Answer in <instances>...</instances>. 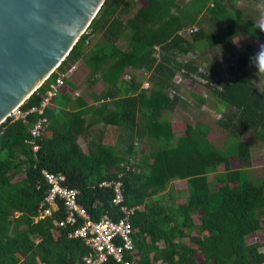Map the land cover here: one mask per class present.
<instances>
[{"label": "trees", "instance_id": "obj_1", "mask_svg": "<svg viewBox=\"0 0 264 264\" xmlns=\"http://www.w3.org/2000/svg\"><path fill=\"white\" fill-rule=\"evenodd\" d=\"M239 1L264 0H190L183 5L180 0H146L132 15V1L104 2L88 33L20 110L39 107L49 84L79 60L90 69L92 80L106 85L94 96L98 105L67 111L63 108L70 98L57 104V94L51 101L55 108L44 114L51 134L35 140L37 150L22 118L8 116L0 124V264H85L90 253L82 240L69 237L82 219L58 226L67 216L61 201L50 216L38 218L49 187L42 170L65 175L63 185L78 190L77 203L92 221L103 215L121 217L112 204L113 187L100 185L121 181L122 205L134 209L135 253L129 258L135 264L264 263L262 245L246 243L249 235L264 228V166L262 176L248 174L250 145L239 136L257 132L264 147V94L244 71L246 57L236 46L242 35L264 44V33L243 16L236 7ZM201 14L205 16L198 20ZM192 27L197 28L189 38L179 34ZM206 50L218 52L227 63L230 79H218L216 87H210L211 79L199 72L195 60H179ZM128 69L143 73L148 87L136 76L126 79ZM177 74L191 83L196 74L206 79L204 86L219 105L217 123L228 131L219 147L207 139L208 125L186 123L176 135L164 115L181 104ZM100 123L119 137L91 139L84 152L78 138ZM210 174L217 183L214 190ZM174 179L186 180L187 189L178 196L173 187L167 189ZM179 196L185 201L178 202ZM105 264L116 263L109 259Z\"/></svg>", "mask_w": 264, "mask_h": 264}, {"label": "water", "instance_id": "obj_2", "mask_svg": "<svg viewBox=\"0 0 264 264\" xmlns=\"http://www.w3.org/2000/svg\"><path fill=\"white\" fill-rule=\"evenodd\" d=\"M106 0H0V124L59 67Z\"/></svg>", "mask_w": 264, "mask_h": 264}, {"label": "rangeland", "instance_id": "obj_3", "mask_svg": "<svg viewBox=\"0 0 264 264\" xmlns=\"http://www.w3.org/2000/svg\"><path fill=\"white\" fill-rule=\"evenodd\" d=\"M130 1H132L130 15H132L136 11V9H138V7L145 3L144 0H124V3H130ZM189 1L190 0H180L179 3L183 5ZM238 7L242 10L243 16L245 18L258 25L264 24V1H262L260 4L241 1L239 2ZM204 16V14H201L198 17V20L202 19ZM205 24L206 21L204 20L201 23L202 27H204ZM194 28L197 27H192L191 29ZM184 31H186L183 34L184 37L189 38L190 34L187 29H185ZM94 39L95 37H92V41H94ZM238 43L240 44V46L237 53H244V56L246 57V65L244 71L249 76L255 89L264 94L263 72L258 73V69L254 66V64L251 63V58L258 53L260 46L264 44L257 40L252 41L245 35L238 37ZM120 45L123 46L122 43H120ZM245 48H250V51L247 52ZM201 52L202 51H198L196 53L189 54L188 56L179 57V60L181 62L195 60L199 64V72L205 77L211 79V82L209 83L210 87H216V81L218 79H230V75L227 69V63L220 58L218 52L213 54H210L208 50H206V52L204 53ZM233 62L234 60H230V63ZM131 76H136L137 80H140L142 84L143 82L147 81V77L143 73L136 70L127 72L125 78L129 79V77ZM193 79L196 81L195 83L184 80L181 74L176 75V77L174 78V80L176 81L175 86L177 87L176 93L181 99V104H179V106L175 107L173 110L165 112L164 115L172 122L173 130L176 135L183 133L186 123L195 125L196 123L200 122L208 125L211 130L207 133V139L211 143L219 147L223 143L225 137L228 136V131H226L224 128L219 127L217 123L219 113L216 111L215 107H219V105L217 106L215 99L211 94V90L204 86V80H201L197 76V74L193 76ZM145 85L146 83L143 84V87H145ZM94 90L96 91V93H98L100 91V88L96 87V89ZM198 98H202L204 100V103L202 105H200ZM105 130L107 131L108 128L105 127ZM111 132L112 130H108V136L106 138H112ZM239 136L241 140L246 141L250 145L251 157L249 159V162L247 163L249 165L248 174L251 177L262 176V167L264 166V147L262 146V143L258 138V133L249 130L248 132L242 133ZM80 144L82 146V149L86 150V142L80 140ZM234 166L235 165H232V167ZM22 176L23 175L20 174L16 177V179H19ZM208 183L211 190H214L217 187V183L214 179L213 174H210L208 176ZM170 186L175 190L181 191V189H183V187H185L186 185L184 181H174L172 183H169L168 187ZM181 200L183 199L181 198L180 201ZM263 241V225L259 231L249 235L246 239L247 244L254 242L260 243L262 246L261 248H259V252L263 253L264 255Z\"/></svg>", "mask_w": 264, "mask_h": 264}, {"label": "built area", "instance_id": "obj_4", "mask_svg": "<svg viewBox=\"0 0 264 264\" xmlns=\"http://www.w3.org/2000/svg\"><path fill=\"white\" fill-rule=\"evenodd\" d=\"M187 31L191 34L196 31V28L187 29ZM184 32L186 31L183 30L179 34L183 35ZM87 33L88 30L84 32V34ZM67 74L68 72L59 75L53 83L49 84L46 95L41 100L39 107H33L28 111L22 112L20 105L9 115L15 118L20 117L27 123V131L32 138L33 150L38 149L35 140L45 135L48 131L49 119L44 115L45 110L50 109L52 99L65 87L64 79ZM200 79L202 80L203 78ZM203 80L206 83V80ZM147 85L146 83L145 87H148ZM31 114L37 115V117L33 121H28L27 117ZM42 175L49 187L44 201L40 204L38 218L50 216L57 208V202L61 201L67 216L64 221L58 223L59 227L74 224L78 218L82 219L83 224L69 234V237L82 240L90 249V253L84 259L85 264H105L109 259L116 264H135V260L129 258L130 255L135 253L132 224L134 209L122 205L124 198L120 180L103 181L100 185L113 187L112 204L119 207L121 217L113 220L108 215H103L98 221H92L87 211L77 203L78 190L63 185L65 181L64 174L42 170Z\"/></svg>", "mask_w": 264, "mask_h": 264}, {"label": "crops", "instance_id": "obj_5", "mask_svg": "<svg viewBox=\"0 0 264 264\" xmlns=\"http://www.w3.org/2000/svg\"><path fill=\"white\" fill-rule=\"evenodd\" d=\"M144 1H145V3L143 5H141L140 7L146 5L147 2H146V0H144ZM239 2H241V1H239ZM239 2L236 3L237 4L236 7H238ZM140 7H138V8H140ZM206 27H207V24H205L204 28H206ZM236 41L238 42V40H236ZM236 46L239 47L240 45L237 44ZM129 71H132V70H130V69L126 70V73ZM125 77H126V74H125ZM92 79L93 78H92L91 71L86 66V64L81 60L77 61L72 66V68L68 71L67 77L65 78L66 85L64 88L61 89L60 93L58 94L59 96L56 98L57 99L56 103L57 104L60 103L61 105H64L65 98L69 97L70 98L69 103H67V106L65 108H63L64 110H67V111H78V110H82V109L91 107L93 105H98V102H95V100H94V96L95 95L97 96L102 91H105L106 85L100 80H97V79L92 80ZM85 82H86V84H85ZM90 86H91V88H90ZM96 87L100 88V91L98 93H96V91L94 90V89H96ZM54 108H55V105L51 104V107L49 110L52 111ZM90 116H91V113H89V112H87L84 115V118L86 119V121L89 120ZM58 123H60V121ZM105 127H107V126H105L101 123L94 125L88 129L86 136H81L78 138L79 144H80V140H83L84 142H86V150L82 149L84 152H86V153L88 152V143L91 139H95V140H97L99 138L101 140L106 139V136H108V134H107L108 130L111 131L112 128L107 127L108 130L106 131ZM50 134H51V130L49 131V133L47 132V135H50ZM116 137H119V136L118 135H116V136L112 135L113 140H115ZM80 146H81V144H80ZM81 148H82V146H81ZM174 181H181V182L184 181V183L186 185V180H182V179L172 180V182H174ZM172 182H170V183H172ZM168 188L169 187H167V189ZM186 189H187V186L183 187V189H181V191H186ZM174 191H175L176 195L178 196L180 191L175 190V189H174ZM181 198L183 200L180 201ZM177 201L183 202V201H185V198L183 196H179V197H177ZM193 219H194L195 224L199 223L198 215H194ZM160 246H162V245L160 244ZM199 260H200V257H199Z\"/></svg>", "mask_w": 264, "mask_h": 264}, {"label": "clouds", "instance_id": "obj_6", "mask_svg": "<svg viewBox=\"0 0 264 264\" xmlns=\"http://www.w3.org/2000/svg\"><path fill=\"white\" fill-rule=\"evenodd\" d=\"M258 29L264 33V24H260ZM251 63L258 69V73L264 72V45H261L258 53L251 58Z\"/></svg>", "mask_w": 264, "mask_h": 264}]
</instances>
